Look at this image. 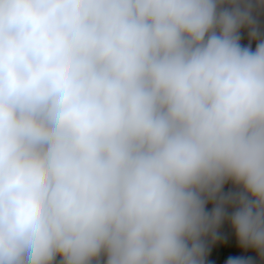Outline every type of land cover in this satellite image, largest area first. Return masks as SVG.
Listing matches in <instances>:
<instances>
[{
	"label": "clouds",
	"instance_id": "obj_1",
	"mask_svg": "<svg viewBox=\"0 0 264 264\" xmlns=\"http://www.w3.org/2000/svg\"><path fill=\"white\" fill-rule=\"evenodd\" d=\"M261 16L0 0V264H205L225 221L264 264Z\"/></svg>",
	"mask_w": 264,
	"mask_h": 264
},
{
	"label": "crops",
	"instance_id": "obj_2",
	"mask_svg": "<svg viewBox=\"0 0 264 264\" xmlns=\"http://www.w3.org/2000/svg\"><path fill=\"white\" fill-rule=\"evenodd\" d=\"M261 25L264 26V16H261ZM241 43L244 46L249 44V38L247 30H242ZM251 46L255 48V41L251 42ZM231 186H226V190ZM211 209V204L208 206ZM207 253L205 264H220L221 258L227 259V256L238 255L245 258H251L254 264H260L257 254L251 250H243L240 248L235 233L231 228V225L225 221L217 231L215 239L209 237L206 243ZM227 250L226 252L224 250Z\"/></svg>",
	"mask_w": 264,
	"mask_h": 264
}]
</instances>
